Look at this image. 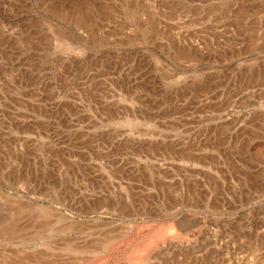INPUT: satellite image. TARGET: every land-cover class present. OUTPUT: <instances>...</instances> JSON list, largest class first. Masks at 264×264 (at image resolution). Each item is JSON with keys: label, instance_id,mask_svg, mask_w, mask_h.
I'll list each match as a JSON object with an SVG mask.
<instances>
[{"label": "rangeland", "instance_id": "374dc122", "mask_svg": "<svg viewBox=\"0 0 264 264\" xmlns=\"http://www.w3.org/2000/svg\"><path fill=\"white\" fill-rule=\"evenodd\" d=\"M0 264H264V0H0Z\"/></svg>", "mask_w": 264, "mask_h": 264}, {"label": "bare ground", "instance_id": "6f19581e", "mask_svg": "<svg viewBox=\"0 0 264 264\" xmlns=\"http://www.w3.org/2000/svg\"><path fill=\"white\" fill-rule=\"evenodd\" d=\"M129 259V258H128Z\"/></svg>", "mask_w": 264, "mask_h": 264}]
</instances>
